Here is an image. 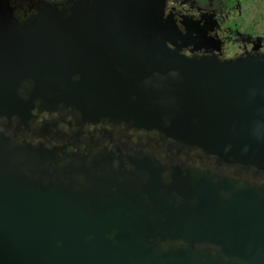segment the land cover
Here are the masks:
<instances>
[{
	"label": "water",
	"instance_id": "water-1",
	"mask_svg": "<svg viewBox=\"0 0 264 264\" xmlns=\"http://www.w3.org/2000/svg\"><path fill=\"white\" fill-rule=\"evenodd\" d=\"M166 2L0 0V119L65 108L264 173V56L181 54ZM0 264H264V187L0 133Z\"/></svg>",
	"mask_w": 264,
	"mask_h": 264
},
{
	"label": "flooded vegetation",
	"instance_id": "flooded-vegetation-1",
	"mask_svg": "<svg viewBox=\"0 0 264 264\" xmlns=\"http://www.w3.org/2000/svg\"><path fill=\"white\" fill-rule=\"evenodd\" d=\"M40 1L65 5L74 0H10L16 15L36 14ZM165 16L171 18L182 39L180 53L188 57L264 56V0H167ZM175 48V47H173ZM0 133L16 135L31 143L58 145L62 150L91 154L149 157L167 175L179 167L215 179L264 187V173L254 168L228 165L197 148L179 145L157 132L134 129L128 124L103 121L83 124L78 114L65 108L37 109L25 125L19 119H0Z\"/></svg>",
	"mask_w": 264,
	"mask_h": 264
}]
</instances>
